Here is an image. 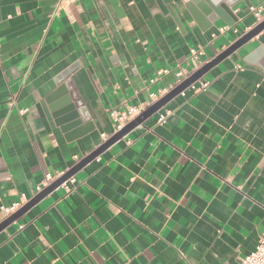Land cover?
I'll use <instances>...</instances> for the list:
<instances>
[{
    "label": "crops",
    "instance_id": "1",
    "mask_svg": "<svg viewBox=\"0 0 264 264\" xmlns=\"http://www.w3.org/2000/svg\"><path fill=\"white\" fill-rule=\"evenodd\" d=\"M59 1L0 0V207L20 194L24 206L45 174L115 134L111 110L149 108L150 92L190 69V49H203L201 67L212 60L264 0L234 5L237 33L221 34L228 25L187 0ZM259 47L264 30L199 79L206 88L186 89L75 173V191L56 189L8 224L0 264H240L264 232ZM76 103L87 122L68 127Z\"/></svg>",
    "mask_w": 264,
    "mask_h": 264
},
{
    "label": "water",
    "instance_id": "2",
    "mask_svg": "<svg viewBox=\"0 0 264 264\" xmlns=\"http://www.w3.org/2000/svg\"><path fill=\"white\" fill-rule=\"evenodd\" d=\"M241 0H187L185 2L192 12L193 15H205L211 22L216 21L220 18L225 24L228 26H232L235 21V17L232 15V7L236 5ZM264 30V19L258 23H255L248 31L244 32L240 35L236 40H234L229 46H227L222 52H220L217 56H215L212 60L207 62L204 66L199 68L197 71L192 73L190 77L184 80L181 84L171 89L167 94H165L160 100L152 104L149 108L144 110L141 114H139L136 118H134L130 123L120 129L118 132L113 134L110 138L104 141L97 149L93 152L82 158L78 161L72 168L68 171L64 172L62 176H60L57 180H55L48 187L44 188L40 193L34 196L28 203L22 206L19 210L14 212L12 215L7 217L0 224V231L3 230L8 224L16 220L19 216L25 213L28 209H30L34 204L38 203L40 200L51 194L55 191L64 181L68 178L72 177L85 167L87 164L96 159L102 152L108 149L111 145L116 143L118 140L126 136L131 130H133L136 126L142 124L149 117L154 115L156 112L164 108L172 99L181 94L183 91L188 89L190 85L197 82L201 79L207 72H209L213 67L221 63L224 59L230 57L234 54L239 48L248 43L251 39L255 38ZM253 54H264V50L259 47ZM261 68L264 69V66ZM76 108L74 109L72 106L67 107V111H71L69 116L70 120H75V122L69 124L68 127H75L80 124V121L87 122V118L83 112V109L80 107L78 103H76ZM81 118L79 120L78 118ZM87 127V125H86Z\"/></svg>",
    "mask_w": 264,
    "mask_h": 264
},
{
    "label": "built area",
    "instance_id": "3",
    "mask_svg": "<svg viewBox=\"0 0 264 264\" xmlns=\"http://www.w3.org/2000/svg\"><path fill=\"white\" fill-rule=\"evenodd\" d=\"M68 2H71V0H60L59 5L67 4ZM249 11L252 13V15L255 18V23H258L264 19V1L257 5H251L249 7ZM232 27L229 26H222L217 29L218 33H224L228 30H232ZM234 33H237V30L233 29ZM213 37L215 34L212 35ZM203 55V49L202 48H193L189 50V56L187 58V65L190 66V69H179L175 71V83L173 86H171L169 89L164 88H156L154 91L150 92L148 94L149 98V105L151 106L160 98H162L165 94H167L171 89L181 84L184 80H186L192 73L197 71L201 67L200 63V57ZM166 71L158 72L157 75L161 76L166 74ZM198 80L197 82H199ZM197 82L193 83L188 87V89H191L195 92H198L201 89H204L208 86V82H200V87L197 86ZM151 84H154V80L150 81ZM183 93V92H182ZM181 93V94H182ZM144 111V108H131L126 107L124 110H111L109 112V116L111 118L113 127L115 129V133L118 132L120 129H122L124 126H126L128 123H130L134 118H136L139 114H141ZM22 112V111H21ZM169 112L166 111L163 114L158 115L157 124H163L166 121V118L168 116ZM104 137V136H103ZM106 139V138H105ZM131 142V141H129ZM61 174H45L42 182L36 187L35 190V196L40 193L44 188L48 187L50 184H52L55 180H57ZM77 188L76 180L74 177L68 178L66 181H64L57 189H60L63 191L64 194H69L73 191H75ZM25 202V197L23 194L19 195V199L17 201H14L10 203L7 206H1L0 209L4 213L6 217H9L14 212L19 210ZM240 264H264V232L261 234L258 244L254 250V252L248 254L247 256H244L240 260Z\"/></svg>",
    "mask_w": 264,
    "mask_h": 264
}]
</instances>
